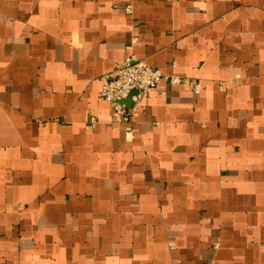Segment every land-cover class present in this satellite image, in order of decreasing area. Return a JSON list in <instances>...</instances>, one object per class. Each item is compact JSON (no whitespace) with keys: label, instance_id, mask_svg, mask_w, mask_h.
<instances>
[{"label":"crops","instance_id":"obj_1","mask_svg":"<svg viewBox=\"0 0 264 264\" xmlns=\"http://www.w3.org/2000/svg\"><path fill=\"white\" fill-rule=\"evenodd\" d=\"M0 264H264V0H0Z\"/></svg>","mask_w":264,"mask_h":264},{"label":"built area","instance_id":"obj_2","mask_svg":"<svg viewBox=\"0 0 264 264\" xmlns=\"http://www.w3.org/2000/svg\"><path fill=\"white\" fill-rule=\"evenodd\" d=\"M160 80L171 84L183 81L176 75L162 73L145 59L129 55L113 71L101 77L99 94L110 104L113 121L127 124L138 115L144 98L155 89ZM189 86L194 92L199 91L198 83H189ZM90 120L93 122L94 118L91 117ZM131 129V126H126L128 132Z\"/></svg>","mask_w":264,"mask_h":264}]
</instances>
